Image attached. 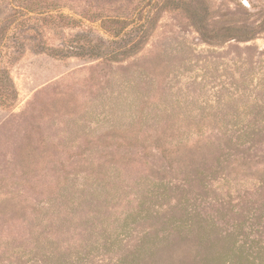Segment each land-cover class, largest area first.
Returning <instances> with one entry per match:
<instances>
[{
  "label": "rangeland",
  "instance_id": "1",
  "mask_svg": "<svg viewBox=\"0 0 264 264\" xmlns=\"http://www.w3.org/2000/svg\"><path fill=\"white\" fill-rule=\"evenodd\" d=\"M0 264H264V0H0Z\"/></svg>",
  "mask_w": 264,
  "mask_h": 264
},
{
  "label": "trees",
  "instance_id": "2",
  "mask_svg": "<svg viewBox=\"0 0 264 264\" xmlns=\"http://www.w3.org/2000/svg\"><path fill=\"white\" fill-rule=\"evenodd\" d=\"M130 26V24L128 22H126L125 20H113V24H108L106 26L107 30H110V33L115 34L117 36L123 34L125 32V30ZM202 33V31H201ZM205 36V34H203ZM205 38V37H204ZM184 149L182 148H175L174 151L172 149L171 152H177L180 151L179 153H181ZM171 154V153H170Z\"/></svg>",
  "mask_w": 264,
  "mask_h": 264
}]
</instances>
